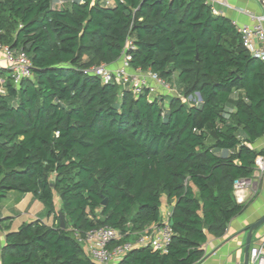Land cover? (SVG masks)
I'll use <instances>...</instances> for the list:
<instances>
[{
	"label": "trees",
	"instance_id": "trees-1",
	"mask_svg": "<svg viewBox=\"0 0 264 264\" xmlns=\"http://www.w3.org/2000/svg\"><path fill=\"white\" fill-rule=\"evenodd\" d=\"M55 1L0 0V44L32 71L15 84L0 67V202L29 193L53 218L7 228L0 264H98L76 232L108 225L127 240L161 223L163 204L167 251L136 247L118 264L198 263L248 206L234 182L264 154L250 146L264 135V61L206 0ZM127 38L131 66L176 81L184 98L88 71L116 61Z\"/></svg>",
	"mask_w": 264,
	"mask_h": 264
},
{
	"label": "built area",
	"instance_id": "built-area-1",
	"mask_svg": "<svg viewBox=\"0 0 264 264\" xmlns=\"http://www.w3.org/2000/svg\"><path fill=\"white\" fill-rule=\"evenodd\" d=\"M65 0H56L57 4H62ZM81 1V0H80ZM106 0V3H109ZM264 5V0H260ZM251 23L237 25L242 45L255 57L264 61V13L249 14ZM131 38L125 41V48L121 54L120 64L110 68L107 64L91 66L88 71L101 78L103 82H116L122 88L132 91L134 94L148 90L149 97L177 95L184 98L174 84L161 78L150 69L133 68L130 64L131 55L128 50L133 49ZM0 51L3 60L8 65L11 77L15 84L23 78L31 77V62L23 51H15L8 45L0 44ZM0 79V84H2ZM3 88L0 86V93ZM188 100H199V96H189ZM255 176L241 178L234 182V191L242 189H252L256 191L262 177L264 176V154L258 155L254 164ZM257 174V175H256ZM153 232L147 227L141 234L133 240H123L125 233L108 225L91 228L84 233L76 232L77 240L83 245L87 255L98 264H112L120 260L129 250L150 246L154 250L166 252L171 241L172 229L169 222V212L163 215L161 223L154 225ZM248 264H264V242L253 244L248 250Z\"/></svg>",
	"mask_w": 264,
	"mask_h": 264
},
{
	"label": "crops",
	"instance_id": "crops-1",
	"mask_svg": "<svg viewBox=\"0 0 264 264\" xmlns=\"http://www.w3.org/2000/svg\"><path fill=\"white\" fill-rule=\"evenodd\" d=\"M206 2L211 5L214 13L227 17L235 26L251 23L249 14L264 13V5L261 4L260 0H206ZM120 60L119 57L108 66L114 68L120 64ZM0 67L8 68L1 51ZM0 79L3 81V78ZM174 85H177L176 81ZM250 146L256 150L264 148V135ZM253 176H255L254 173L251 177ZM258 187L261 189L260 192H258ZM258 187L255 192L252 189H242L234 192L238 202L248 203L247 208L229 222L223 235L208 238L203 245L205 255L196 264H244V248L249 227L264 214V176ZM16 192H8L11 195V204L16 206H11L7 210L4 207L0 208V245L3 244L7 228L15 230L22 222L37 218L48 224L53 222V218L47 215L46 208L44 206L40 207L41 202L39 200L29 193H19L16 196L14 194ZM1 202L3 201L1 200ZM56 205L58 207L59 203ZM12 207L13 211H11ZM162 210L169 212L170 206L163 204ZM6 212L10 213L6 214ZM153 227L154 225L148 227L150 232H153ZM136 236L132 235L127 240H133ZM263 242L264 223L252 230L250 245ZM118 262L119 260L112 264H118Z\"/></svg>",
	"mask_w": 264,
	"mask_h": 264
},
{
	"label": "water",
	"instance_id": "water-1",
	"mask_svg": "<svg viewBox=\"0 0 264 264\" xmlns=\"http://www.w3.org/2000/svg\"><path fill=\"white\" fill-rule=\"evenodd\" d=\"M58 215H59L60 227H64L65 222H64L62 213L59 211ZM263 223H264V214L257 221L252 223L249 227L247 237H246L245 248H244V264H248V250H249V246H250L252 230H254L256 227L260 226Z\"/></svg>",
	"mask_w": 264,
	"mask_h": 264
},
{
	"label": "rangeland",
	"instance_id": "rangeland-1",
	"mask_svg": "<svg viewBox=\"0 0 264 264\" xmlns=\"http://www.w3.org/2000/svg\"><path fill=\"white\" fill-rule=\"evenodd\" d=\"M70 0H67L66 1V3H68ZM103 1V0H102ZM261 191V189H260V187H258V192H260ZM15 192V191H14ZM14 194H16V196H18L17 194H19V192H16V193H14ZM2 201L3 202H1L2 203V205L0 204V208L1 207H4L5 208V210H7L9 207H11V206H16V205H13V204H11V195L8 193L3 199H2ZM41 205H40V207L42 208V203H40ZM14 209H13V207L11 208V211H13ZM7 213H10V212H6V214ZM14 215V214H13ZM16 215V214H15Z\"/></svg>",
	"mask_w": 264,
	"mask_h": 264
}]
</instances>
